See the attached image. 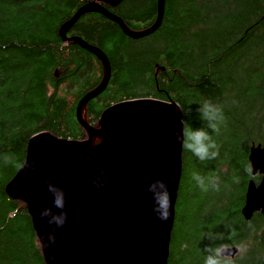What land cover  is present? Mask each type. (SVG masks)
I'll list each match as a JSON object with an SVG mask.
<instances>
[{
    "label": "trees",
    "instance_id": "16d2710c",
    "mask_svg": "<svg viewBox=\"0 0 264 264\" xmlns=\"http://www.w3.org/2000/svg\"><path fill=\"white\" fill-rule=\"evenodd\" d=\"M97 0H0V264H47L27 204L7 184L23 166L29 140L41 132L83 140L80 99L104 79L101 60L60 30L78 9ZM104 5L133 32L150 29L158 0ZM68 36H79L109 57L105 90L87 104L98 126L111 105L137 98L176 102L184 125L204 129L215 158L183 147V166L168 264H264V214H242L252 173L249 153L264 146V0H165L160 26L127 35L111 18L85 13ZM58 74V75H57ZM221 107L218 131L198 108ZM7 157V162L5 160ZM196 177L203 179L199 183ZM215 179V186L212 180ZM238 246L235 257L223 247Z\"/></svg>",
    "mask_w": 264,
    "mask_h": 264
},
{
    "label": "water",
    "instance_id": "95a60500",
    "mask_svg": "<svg viewBox=\"0 0 264 264\" xmlns=\"http://www.w3.org/2000/svg\"><path fill=\"white\" fill-rule=\"evenodd\" d=\"M98 1L117 6L124 0ZM157 6L155 24L143 32L131 31L121 17L95 2L80 7L60 30L63 40L101 60L105 76L77 105V120L88 138L71 140L50 132L33 136L25 163L6 186L11 198L27 204L47 264H168L183 166L181 108L176 102L137 98L111 105L99 127L89 125L82 110L105 90L111 64L102 49L68 36L89 12L113 19L129 36H146L162 22L165 0ZM96 138L101 140L95 143ZM249 162L261 180L248 184L242 208L246 220L255 212L264 214L262 144L251 147ZM238 251L224 247L219 255L234 257Z\"/></svg>",
    "mask_w": 264,
    "mask_h": 264
},
{
    "label": "clouds",
    "instance_id": "9594fccd",
    "mask_svg": "<svg viewBox=\"0 0 264 264\" xmlns=\"http://www.w3.org/2000/svg\"><path fill=\"white\" fill-rule=\"evenodd\" d=\"M198 111L201 118L207 122V127L214 131H218V122H222L224 119L221 107L209 101H205L198 108ZM181 133L182 135H179L178 139H181L182 146L191 150L201 160L215 158L218 155L217 151H209L210 149H216L217 146L204 129L193 130L187 125H182ZM7 159L8 158L5 157L6 162ZM196 179L199 183L203 184L202 178L196 177ZM212 183L215 186V179L212 180ZM56 203L60 206L59 201ZM206 264H220V261L209 257Z\"/></svg>",
    "mask_w": 264,
    "mask_h": 264
},
{
    "label": "bare ground",
    "instance_id": "6f19581e",
    "mask_svg": "<svg viewBox=\"0 0 264 264\" xmlns=\"http://www.w3.org/2000/svg\"><path fill=\"white\" fill-rule=\"evenodd\" d=\"M85 110L86 109H83V111H82V115H83V117L85 118ZM100 141V138H97L96 140H95V143H98Z\"/></svg>",
    "mask_w": 264,
    "mask_h": 264
},
{
    "label": "rangeland",
    "instance_id": "374dc122",
    "mask_svg": "<svg viewBox=\"0 0 264 264\" xmlns=\"http://www.w3.org/2000/svg\"><path fill=\"white\" fill-rule=\"evenodd\" d=\"M85 114H86V110H85ZM85 119H87L86 115H85Z\"/></svg>",
    "mask_w": 264,
    "mask_h": 264
}]
</instances>
